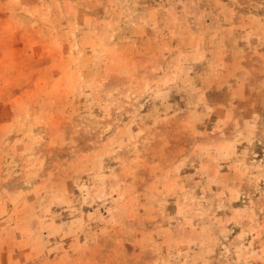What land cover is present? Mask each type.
<instances>
[{"label": "rangeland", "instance_id": "374dc122", "mask_svg": "<svg viewBox=\"0 0 264 264\" xmlns=\"http://www.w3.org/2000/svg\"><path fill=\"white\" fill-rule=\"evenodd\" d=\"M0 264H264V0H0Z\"/></svg>", "mask_w": 264, "mask_h": 264}]
</instances>
